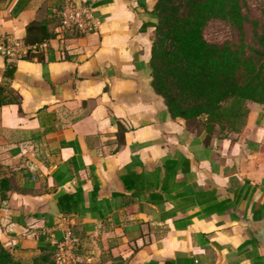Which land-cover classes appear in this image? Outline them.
<instances>
[{"label": "crops", "instance_id": "0c3cea01", "mask_svg": "<svg viewBox=\"0 0 264 264\" xmlns=\"http://www.w3.org/2000/svg\"><path fill=\"white\" fill-rule=\"evenodd\" d=\"M59 1L0 0V35L44 43L0 54L1 244L27 261L69 232L66 264H264V104L224 134L170 117L156 0H79L85 35L59 31Z\"/></svg>", "mask_w": 264, "mask_h": 264}, {"label": "trees", "instance_id": "16d2710c", "mask_svg": "<svg viewBox=\"0 0 264 264\" xmlns=\"http://www.w3.org/2000/svg\"><path fill=\"white\" fill-rule=\"evenodd\" d=\"M244 5V0L155 1L150 87L162 98L170 117L196 118L198 130L205 133H213L215 125L219 132L238 131L247 108H226L224 103L237 99L264 104V7L254 18L246 15ZM212 21L233 27L239 44L206 40L203 31ZM246 28L252 44L243 49ZM37 56L27 53L22 58ZM69 207L59 205L61 212ZM37 248L38 253L27 264H55V244L39 237ZM0 264L24 263L0 242Z\"/></svg>", "mask_w": 264, "mask_h": 264}, {"label": "built area", "instance_id": "2783aa9c", "mask_svg": "<svg viewBox=\"0 0 264 264\" xmlns=\"http://www.w3.org/2000/svg\"><path fill=\"white\" fill-rule=\"evenodd\" d=\"M94 9V5L90 1H80V4L77 5L73 0H60L56 10L59 31H74L80 35L94 32L99 25V18ZM43 47V42L22 45L16 38L0 35V54L5 58L13 55L20 57L22 54L24 56L27 53L37 52ZM69 244V232H66L63 240L55 243V264H66L69 261H74L70 259Z\"/></svg>", "mask_w": 264, "mask_h": 264}, {"label": "rangeland", "instance_id": "374dc122", "mask_svg": "<svg viewBox=\"0 0 264 264\" xmlns=\"http://www.w3.org/2000/svg\"><path fill=\"white\" fill-rule=\"evenodd\" d=\"M244 4L245 5H244L243 11L246 13V15L248 17H250L249 15L251 14L254 18H257L259 16V13L261 12L262 8L264 7V0H244ZM246 26L248 27L249 25L247 24ZM203 36L206 40L211 41V42H221L224 40H228V41L233 42V43L238 42V44H239L236 30L224 22L212 21V22L208 23L207 26L204 28ZM243 39H244V41L241 42L243 49L246 48L245 47L246 44H247V46H248V44H252L250 31L247 28H246V35L243 36ZM250 102H252V101H249V100L239 101L237 99H230L224 103V106L226 108H239V107H241V105H244L247 108V103H250ZM194 121H197L196 118L194 119ZM196 127H197V125H196ZM200 130H202V128ZM214 131L217 134H224V133L229 132L231 130L226 129L222 132H219L218 127L215 125ZM20 261L24 264H27L30 262V259L27 261H22V260H20Z\"/></svg>", "mask_w": 264, "mask_h": 264}, {"label": "water", "instance_id": "95a60500", "mask_svg": "<svg viewBox=\"0 0 264 264\" xmlns=\"http://www.w3.org/2000/svg\"><path fill=\"white\" fill-rule=\"evenodd\" d=\"M75 4L79 5L80 4V1L79 0H73ZM51 212H54V211H51ZM56 213V211H55Z\"/></svg>", "mask_w": 264, "mask_h": 264}]
</instances>
